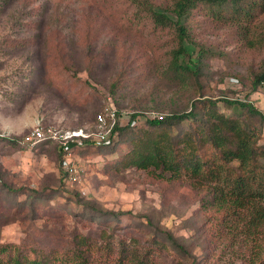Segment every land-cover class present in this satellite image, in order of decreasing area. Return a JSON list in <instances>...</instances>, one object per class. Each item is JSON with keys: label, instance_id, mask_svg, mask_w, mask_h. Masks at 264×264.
Here are the masks:
<instances>
[{"label": "rangeland", "instance_id": "1", "mask_svg": "<svg viewBox=\"0 0 264 264\" xmlns=\"http://www.w3.org/2000/svg\"><path fill=\"white\" fill-rule=\"evenodd\" d=\"M127 8L125 0H0V246L40 247L69 264L65 252L82 235L96 261L108 248L115 254L120 242L128 250L152 246L153 222L182 240L195 264H242L228 250L209 259L218 247L216 235L204 228L201 194L184 177L171 180L124 166L128 140L113 148L76 146L81 173L66 183L52 142L27 146L17 139L38 119L94 131V116L109 101L118 110L165 114L188 111L201 93L246 97L240 85L264 65V49L244 47L234 26L191 16L192 41L185 42L190 68L175 75L167 69L172 38L161 33L169 46L154 51L152 34H132L121 25ZM247 99L264 114V88ZM217 108L226 115L244 112L223 101ZM187 127L180 122L172 132ZM79 198L123 214L114 219L93 213ZM153 248L157 264H188L169 246Z\"/></svg>", "mask_w": 264, "mask_h": 264}, {"label": "trees", "instance_id": "2", "mask_svg": "<svg viewBox=\"0 0 264 264\" xmlns=\"http://www.w3.org/2000/svg\"><path fill=\"white\" fill-rule=\"evenodd\" d=\"M125 1L128 8L121 13L120 21L126 30L132 34L144 31L152 34L154 39L149 45L156 52L160 46H169L167 36L163 34L164 39L160 40L158 35L162 38L161 33H166L172 38L174 45L169 46L167 69L175 75L190 68L192 52L185 42L192 41L190 18L196 14L220 25L234 26L244 47L264 49V0ZM243 87L247 90L244 99H218L201 93L191 102L188 111L165 114L155 110L132 111L130 122L124 126L116 124L104 141L85 138L82 142L87 146L113 148V143L128 140L131 148L121 161L124 166L143 169L161 178L168 175L171 180L186 178L201 194L200 207L207 216L204 228L216 235L213 245L218 248L209 259L228 250L242 264H264V142L259 143L264 114L247 99L248 93L264 88V65L240 85ZM219 101L237 105L244 112L226 115L217 108ZM151 113L156 115L149 117ZM141 117H144L142 129L137 128ZM180 122L187 123V129L173 134V128ZM53 144L63 177L59 145ZM78 148L74 147V153ZM78 202L93 213L114 219L123 214L94 206L88 200L79 198ZM150 226L154 238L152 246L145 250H128L120 242L115 254L108 248L104 259L92 261L88 254L92 246L80 235L73 250L65 252L63 260L69 264H157L151 255L153 246L159 244L171 247L186 263H196L186 244L171 231L153 222ZM53 254L36 246H29L27 250L21 244L0 246V260L6 264H61Z\"/></svg>", "mask_w": 264, "mask_h": 264}, {"label": "built area", "instance_id": "3", "mask_svg": "<svg viewBox=\"0 0 264 264\" xmlns=\"http://www.w3.org/2000/svg\"><path fill=\"white\" fill-rule=\"evenodd\" d=\"M131 111L118 110L112 101L106 103L102 110L96 112L94 116V131L85 130L83 127L63 128L54 124H49L38 119L37 122L28 129L20 138V142L27 146H33L43 141H50L59 145L61 152V167L63 170V181L73 182L81 173L80 165L74 159V147L82 144L85 138L95 141H104L109 131L117 124L124 126L130 122ZM155 113L149 114L153 117ZM98 137V138H96ZM106 142V141H105ZM84 144V143H83Z\"/></svg>", "mask_w": 264, "mask_h": 264}]
</instances>
